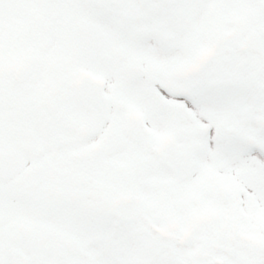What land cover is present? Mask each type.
Here are the masks:
<instances>
[{"label":"snow or ice","instance_id":"snow-or-ice-1","mask_svg":"<svg viewBox=\"0 0 264 264\" xmlns=\"http://www.w3.org/2000/svg\"><path fill=\"white\" fill-rule=\"evenodd\" d=\"M0 264H264V0H0Z\"/></svg>","mask_w":264,"mask_h":264}]
</instances>
